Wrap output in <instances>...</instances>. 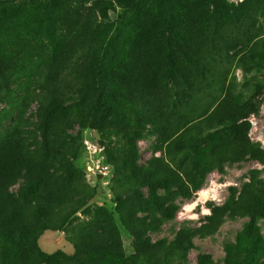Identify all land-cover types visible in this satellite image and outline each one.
I'll return each instance as SVG.
<instances>
[{"label":"trees","instance_id":"obj_1","mask_svg":"<svg viewBox=\"0 0 264 264\" xmlns=\"http://www.w3.org/2000/svg\"><path fill=\"white\" fill-rule=\"evenodd\" d=\"M117 4L124 11L121 26L106 39H102L101 25L94 17L85 23L68 7L61 12L64 7L59 3L60 11L46 17L53 27L58 22L72 30L83 27L79 32L81 63L87 65L88 88L95 99L91 121L81 122L83 128L96 129L102 109L109 104L115 70L125 60L119 36L129 22L136 30L151 24L159 33L156 44L167 52L166 73L173 79L176 101L166 114L151 117L166 137L146 165H140L138 147L144 135L136 130L116 166L114 195L128 210L123 225L138 243L136 254L126 257L119 231L109 221L102 230L76 237L78 264L89 260L100 264H187L197 237L213 236L227 220L238 218L249 221L236 242L225 245L223 264H264V181L260 170L251 171L250 181L240 191L230 187L224 204H212L210 215L198 228L183 224L172 243L152 244L150 240L176 221L181 204L193 200L213 172L223 174L227 165L246 161L264 167V149L250 139L249 121L252 115H259V104L253 98L264 85L255 83L249 88V83L229 80V67L234 63L246 76L264 71V27L259 23L264 16L263 0L240 9L231 8L225 0H117ZM18 5L19 0H1L0 18L15 14ZM96 5L104 23L110 6ZM57 13L55 20L52 15ZM128 15L131 18L125 17ZM172 49L185 58L188 72L174 62ZM17 58L0 59L6 68L0 67L5 83H9L8 70ZM50 77L53 83L62 82L60 70L50 72ZM4 98L0 90V103ZM51 119V109L44 108L35 129L21 122L0 136V264H65L61 252H43L39 240L46 231L64 229L91 199L67 153L48 142ZM197 264L215 263L212 256L200 254Z\"/></svg>","mask_w":264,"mask_h":264},{"label":"rangeland","instance_id":"obj_2","mask_svg":"<svg viewBox=\"0 0 264 264\" xmlns=\"http://www.w3.org/2000/svg\"><path fill=\"white\" fill-rule=\"evenodd\" d=\"M254 1L225 0L235 9ZM58 3L64 7L61 12L68 7L85 23L94 17L95 22L101 25L102 39L115 33L121 26V16H124L117 0H19L15 14L1 17L0 59L15 55L19 58L8 70L9 83H5L0 76V90L5 96L0 103V136L21 122L35 129L39 125L40 113L44 108H50L52 119L47 130L48 142L58 145L62 152L67 153L69 162L91 197L87 206L64 229L43 233L39 240L43 252H61V263L78 264L76 237L102 230L109 221H113L119 231L123 253L130 257L136 254L138 243L123 225L128 210L117 203L114 195L116 166L127 153L134 131L144 135V140L138 143L142 167L155 155L157 145L166 137L165 131L159 130L151 117L166 114L171 103L176 101L173 79L166 73L164 57L167 52L156 44L159 33L151 24L137 30L132 22L123 26L119 43L124 50L125 60L115 70L109 104L102 109L97 128L84 129L81 122L86 124L91 121L90 109L95 99L88 88L87 65L81 63L83 48L79 45V32L82 33L83 27L72 30L59 22L53 27V22L46 17L60 11ZM97 3L110 6L108 19L104 23ZM59 13L52 15V18L58 20ZM259 23L264 27V16ZM168 35L172 37L171 33ZM141 36L143 39H140ZM179 46L183 47L182 44ZM171 53L174 62L188 72L189 65L179 51L172 49ZM0 67L6 69L2 63ZM58 70L62 82L53 83L50 72ZM229 70V80L236 79L241 85L249 83V88L255 83L264 85V71L246 76L236 63ZM254 94L253 100L259 104V115L249 118L250 139L264 149V87ZM37 134L39 136V132ZM253 170L262 171L261 179L264 181V167L255 161L227 165L223 174L217 171L210 174L204 189L193 200L181 204L176 221L150 237L152 244L164 240L172 243L183 224L198 228L210 215L209 207L212 204L223 205L230 187H237L240 191L250 181ZM248 221L243 218L227 220L215 235L197 237L194 247L187 254V264H197L200 254L212 256L215 264H223L225 245L236 242L237 234ZM261 227L264 235L263 223ZM85 264L100 262L89 260Z\"/></svg>","mask_w":264,"mask_h":264}]
</instances>
